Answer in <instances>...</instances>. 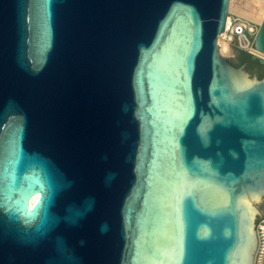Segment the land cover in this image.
I'll list each match as a JSON object with an SVG mask.
<instances>
[{
    "label": "water",
    "instance_id": "water-1",
    "mask_svg": "<svg viewBox=\"0 0 264 264\" xmlns=\"http://www.w3.org/2000/svg\"><path fill=\"white\" fill-rule=\"evenodd\" d=\"M231 1L0 0V264H255L264 68L221 53Z\"/></svg>",
    "mask_w": 264,
    "mask_h": 264
},
{
    "label": "built area",
    "instance_id": "built-area-1",
    "mask_svg": "<svg viewBox=\"0 0 264 264\" xmlns=\"http://www.w3.org/2000/svg\"><path fill=\"white\" fill-rule=\"evenodd\" d=\"M259 24L243 18L239 15L229 14L225 32L222 34L223 39L229 40L230 44L238 40V46L250 53L256 51L253 43V37L258 30ZM258 235V248L256 252L255 264H264V216L256 225Z\"/></svg>",
    "mask_w": 264,
    "mask_h": 264
},
{
    "label": "bare ground",
    "instance_id": "bare-ground-1",
    "mask_svg": "<svg viewBox=\"0 0 264 264\" xmlns=\"http://www.w3.org/2000/svg\"><path fill=\"white\" fill-rule=\"evenodd\" d=\"M244 3H240L239 6V13L243 14L242 16H247L249 18H253L256 20L259 24L264 19V0H244ZM233 8V0L231 1L230 10ZM220 43V50L224 53H226L228 44H230L229 40L223 39V36H220L219 39ZM257 55L264 56L263 53L259 51L254 52ZM38 199V195L32 198V204L35 203Z\"/></svg>",
    "mask_w": 264,
    "mask_h": 264
},
{
    "label": "rangeland",
    "instance_id": "rangeland-1",
    "mask_svg": "<svg viewBox=\"0 0 264 264\" xmlns=\"http://www.w3.org/2000/svg\"><path fill=\"white\" fill-rule=\"evenodd\" d=\"M244 2H245L244 0H233V8H232V10H230V14H232V15H234V16L239 15V16H241V17H243V18L248 19L247 16H245V15L242 16L243 14H241V13L238 12V11H239L240 3H244ZM248 20L254 22L255 24L258 23V22H257L256 20H254L253 18H249ZM258 24H259V23H258ZM253 41H254V37H253ZM237 42H238V40L232 42V45L235 46V47H237V48H239V49H241V48L238 46V43H237ZM241 50H242V49H241ZM221 53H222L224 56H232V57H234L233 54H227V53H224V52H222V51H221ZM260 206L264 209V200L261 201Z\"/></svg>",
    "mask_w": 264,
    "mask_h": 264
},
{
    "label": "flooded vegetation",
    "instance_id": "flooded-vegetation-1",
    "mask_svg": "<svg viewBox=\"0 0 264 264\" xmlns=\"http://www.w3.org/2000/svg\"><path fill=\"white\" fill-rule=\"evenodd\" d=\"M243 53H244V52L241 51V50H236V51H235V56H234L233 58H229L230 62H231L232 64H234L235 66H242V65H245V67H246V63H247V62H245V61L242 60V58H243ZM250 60L253 61V62H256L261 68H264V65L260 64L257 60H254L252 57L250 58ZM258 76H259V77H263V75H262L261 72L258 73Z\"/></svg>",
    "mask_w": 264,
    "mask_h": 264
},
{
    "label": "trees",
    "instance_id": "trees-1",
    "mask_svg": "<svg viewBox=\"0 0 264 264\" xmlns=\"http://www.w3.org/2000/svg\"><path fill=\"white\" fill-rule=\"evenodd\" d=\"M244 53H243V58H242V60H245V59H249L250 60V58H251V54L250 53H248V52H245V51H243Z\"/></svg>",
    "mask_w": 264,
    "mask_h": 264
}]
</instances>
